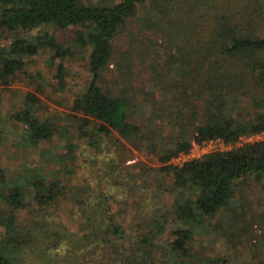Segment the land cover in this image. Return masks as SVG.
<instances>
[{
	"label": "trees",
	"instance_id": "1",
	"mask_svg": "<svg viewBox=\"0 0 264 264\" xmlns=\"http://www.w3.org/2000/svg\"><path fill=\"white\" fill-rule=\"evenodd\" d=\"M48 28L76 29L63 43ZM6 33L14 36L0 46V85L23 73L33 88L13 146L62 141L48 170L30 168L13 186L0 162L7 228L31 191L42 219L57 207L74 222L37 227L52 247L65 241L63 264H264V139L240 143L264 131V0H0ZM41 50L60 88L70 51L87 56L67 120L40 115L44 76L27 74L23 59ZM209 140L230 148L172 163ZM79 145L93 152L82 161L92 169L74 184L67 168ZM134 151L159 166L127 163ZM14 241L0 244V264L49 251Z\"/></svg>",
	"mask_w": 264,
	"mask_h": 264
},
{
	"label": "rangeland",
	"instance_id": "2",
	"mask_svg": "<svg viewBox=\"0 0 264 264\" xmlns=\"http://www.w3.org/2000/svg\"><path fill=\"white\" fill-rule=\"evenodd\" d=\"M75 29L76 28L59 30L48 28V31L54 32L57 39L61 42L68 43V40L72 39ZM13 36L14 34L12 33L1 35L0 46L7 45ZM127 43L128 40L125 36H121L116 46L118 49L124 51L128 48ZM49 57L50 53L42 50L36 55L24 57L23 60L26 63L25 72H27V74H35V72L40 71L44 76L43 81L39 79L41 81V88L43 89L40 94L38 93L41 97L40 115L53 119V116L56 114L58 116L60 115V118L61 116L62 118H66L67 114L71 112L70 107L74 95L80 91V88H82L83 83L86 82V78L88 77L87 56L83 53L77 54L72 50L70 51V55L63 61L67 70L63 88L57 86L53 81L52 75L54 71L48 67ZM113 66V62H111L108 67L112 69ZM29 83L30 80L25 77V74L18 73L15 77L11 78L7 84L0 85V162L5 168V173L9 180H12L10 183L11 186L15 183H19V181L13 180V178L17 177L19 174H23L22 172H26V170H30V168H45V170H48V167H50L49 162L53 157L57 156V151L59 147H61L60 143H62V141L54 140L53 138L51 142H43L37 148L28 151H18L13 146L17 133L21 131V124L17 120V114L23 96L27 91L33 89ZM67 119H69V117H67L66 120ZM52 123L56 127L64 125L63 121L56 118L52 120ZM64 123H66L65 120ZM261 139H264V131L254 136L243 137L240 143ZM228 148H230V146L225 145L220 140H209L201 144H193L188 154L179 155L172 160V163L181 164L188 159L200 157L208 151L224 150ZM76 151L74 163L71 162L69 168H67V170L69 169L68 172H70L71 180L74 184H78L82 180V177H88L92 165L89 162L83 165L82 161L83 158L87 159L93 153L89 148L80 145L76 147ZM132 157L131 160H127V163L139 160L148 165L159 166V163L155 159L144 152L134 151ZM53 166L54 168L58 167L57 164H53ZM32 196L33 193H31V191L28 192L27 197L23 199V208L15 211L14 228L12 230L7 228L4 223L0 221V244L4 242L10 244L15 242L14 239H18V237L22 236H25L29 243H33L35 240H33L31 236H34L39 242L38 244H28L29 247L34 248L33 250L37 249L36 251L41 248L49 250L47 256H37V254L31 252L32 249L29 248L23 252L21 257L17 258L18 264H53L54 258L56 259L55 264H63L64 261L68 260L66 257L68 254L65 256L68 251L65 241L54 248L51 245L53 237H42L38 228L42 220L49 222L50 227H54L55 225L54 223L52 224V222L66 221L70 230H74V222L72 223L65 219L67 218V214L65 213H62V216H60L57 207H50L49 213L44 215L42 219L43 209L40 210L37 207ZM257 196L259 200L263 198L260 192H257ZM2 207V204H0V211ZM195 245L194 252L197 254L200 252L201 247L198 243ZM70 264L72 263L70 262Z\"/></svg>",
	"mask_w": 264,
	"mask_h": 264
}]
</instances>
